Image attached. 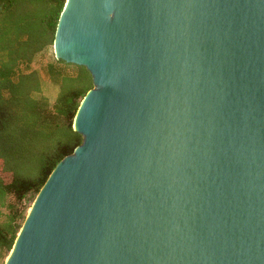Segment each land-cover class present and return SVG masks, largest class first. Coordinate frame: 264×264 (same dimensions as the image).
I'll list each match as a JSON object with an SVG mask.
<instances>
[{
	"label": "water",
	"instance_id": "water-1",
	"mask_svg": "<svg viewBox=\"0 0 264 264\" xmlns=\"http://www.w3.org/2000/svg\"><path fill=\"white\" fill-rule=\"evenodd\" d=\"M54 51L83 143L6 264H264V0H67Z\"/></svg>",
	"mask_w": 264,
	"mask_h": 264
},
{
	"label": "trees",
	"instance_id": "trees-1",
	"mask_svg": "<svg viewBox=\"0 0 264 264\" xmlns=\"http://www.w3.org/2000/svg\"><path fill=\"white\" fill-rule=\"evenodd\" d=\"M66 2L0 0V264L53 171L83 143L74 121L92 74L56 57L34 66L54 49ZM45 82L57 89L54 99Z\"/></svg>",
	"mask_w": 264,
	"mask_h": 264
},
{
	"label": "rangeland",
	"instance_id": "rangeland-1",
	"mask_svg": "<svg viewBox=\"0 0 264 264\" xmlns=\"http://www.w3.org/2000/svg\"><path fill=\"white\" fill-rule=\"evenodd\" d=\"M52 57H56L54 49L48 50L42 53L41 55H39L35 60L34 66L39 68L43 63L51 60ZM43 93L50 99H54L57 94V89L52 84L45 82L44 87H43ZM30 208L28 209L27 216H28V213H30L32 209Z\"/></svg>",
	"mask_w": 264,
	"mask_h": 264
},
{
	"label": "bare ground",
	"instance_id": "bare-ground-1",
	"mask_svg": "<svg viewBox=\"0 0 264 264\" xmlns=\"http://www.w3.org/2000/svg\"><path fill=\"white\" fill-rule=\"evenodd\" d=\"M31 212H32V209H31L30 213H31ZM30 213H29V214H30Z\"/></svg>",
	"mask_w": 264,
	"mask_h": 264
}]
</instances>
